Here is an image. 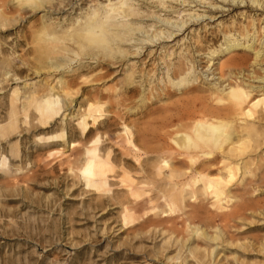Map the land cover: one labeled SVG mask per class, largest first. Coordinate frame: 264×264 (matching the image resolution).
Segmentation results:
<instances>
[{
  "label": "rangeland",
  "instance_id": "rangeland-1",
  "mask_svg": "<svg viewBox=\"0 0 264 264\" xmlns=\"http://www.w3.org/2000/svg\"><path fill=\"white\" fill-rule=\"evenodd\" d=\"M198 1L172 0L174 4H170L169 0L165 6H173L172 10L152 0L134 2L138 4L139 14L132 17V24L141 28L130 33L132 40L153 35L163 28L158 20L177 22L181 15L187 20L189 12L201 15L199 21L189 24L184 32L198 29L191 32L196 45L185 43V58L194 63V67L202 68L201 71L195 70L198 77L196 89L181 92L180 88L176 90L170 86V90H161L162 94L153 88L140 98L137 88L136 94L131 91L128 76L121 68L122 60L105 56L103 50L88 44L72 31L77 14L49 12L42 16L44 11L40 6L25 10L18 0H0V121L6 120L8 95L13 89L21 91L29 82L37 87L44 81L53 84L54 77L62 78L65 89L74 97V114H85L91 104L100 107L97 116L93 113L95 121L92 117L80 124L79 120H67L64 139L53 138L60 130L59 120L44 129L31 122L24 126L21 121L18 134L10 136V141L18 140L19 143L20 152L16 159L11 156L7 141L0 138V264H196L200 252H194L192 257L186 255L184 258L183 254L179 259H173L175 246L162 244L163 237L152 227L144 225L136 233L131 228L120 232V198L116 187L106 185L103 188L112 192L100 195L98 192L103 188L86 186L91 179L82 174L86 167V158L82 154L93 139L99 138L102 144L98 149L102 155L110 147L106 141L115 138L123 125L129 127L141 148L149 152L155 147L149 138H166L163 137L166 132L180 125L175 114L179 107L185 106L187 98L197 96L201 103H211L204 76L210 78L213 69L224 74L247 69L264 71V48H260L264 42V7L255 10V5L250 7L248 1L247 6L243 3L241 7L221 4V0ZM259 1L264 4V0ZM83 7L86 8V3ZM182 10L184 12L179 14L178 11ZM83 11L85 13L88 9ZM50 34L56 40L47 39ZM233 39L238 43L250 40L246 47L229 48ZM252 43L262 54L257 62L253 60L256 50L248 49ZM65 47L75 50L76 54L69 56V64L52 71L50 60ZM181 47L183 51L184 46ZM120 48L129 52L134 49L125 41ZM150 49L144 48L145 53ZM212 51L215 55L210 54ZM94 55L97 60L92 62L90 58ZM142 58L141 53L135 60L140 63ZM151 61L139 65V70L149 74L147 79L150 76L160 79L164 70L156 65L157 60L155 64ZM210 62L213 64L209 71H204ZM125 89L131 92H125ZM124 97L127 100L121 102ZM200 107L198 103L195 108ZM104 113L110 116L106 117ZM161 121L165 122V127L160 126ZM84 124L86 129H83ZM59 148H63L60 153L57 152ZM113 151L116 166L121 156ZM262 154L264 145L245 158L247 162L253 160L256 163L248 166L250 176L245 182L251 185L246 187L244 195L247 208L226 224L225 237L217 242L213 264H264ZM68 156L69 164L66 161ZM213 167L209 175H215L216 165ZM69 168H72V174L68 172ZM237 184L233 183L231 193H241V184ZM199 221L195 219L196 223ZM177 229L181 236H189L183 226L178 225ZM189 245L208 249L212 246L202 237L191 239Z\"/></svg>",
  "mask_w": 264,
  "mask_h": 264
},
{
  "label": "bare ground",
  "instance_id": "bare-ground-1",
  "mask_svg": "<svg viewBox=\"0 0 264 264\" xmlns=\"http://www.w3.org/2000/svg\"><path fill=\"white\" fill-rule=\"evenodd\" d=\"M18 1L25 10L42 7L44 11L42 16L49 12L77 14L72 31L88 41V44L103 50L105 56L113 60H122L121 68L128 76L133 88L131 91L136 94L137 88L140 98L147 90L153 88L160 93L161 90L171 87L176 90L180 88L181 92H184V89L189 91L196 89L198 77L195 70L201 71L202 68L198 69L197 65L194 67V63L185 58V43L196 45L197 41L191 32L198 29L189 30L186 34L184 32L189 24L198 22L201 15L189 12L187 20H183L182 15L177 22H171L169 19L158 20L163 28L156 30L153 35L132 40L129 37L130 33L141 28L140 26L135 28L132 24L136 18L134 16L139 14V7H136L138 4L134 2L141 0ZM152 1L165 9H173L171 5L165 6L169 0ZM194 1L197 3V0ZM247 1L251 3L250 7L255 5V10L264 7L259 0H227V2L221 0L220 3L241 7L243 3L247 6ZM85 3L86 8L83 7ZM169 3L172 4V0ZM198 3L203 2L199 0ZM85 9L88 11L84 13ZM181 12L184 11H178L179 14ZM165 28L171 30L164 31ZM177 37L179 38L176 40ZM47 39L54 41L56 37L50 34ZM69 40L73 39L69 38ZM249 40L238 43V40L233 39L228 47H246ZM124 41L134 47L131 52L120 48ZM255 42H253L254 46ZM253 43L248 49L256 50L253 60L257 62L262 54ZM262 44L264 42L261 43L260 48H264ZM181 46H184L183 51ZM144 48L151 49L145 53ZM141 53L144 58L139 63V60L135 59L141 56ZM156 53L158 56L154 58L153 55ZM214 53L215 51H212L210 54L215 55ZM75 54V50L66 47L58 50L57 55L54 54V59L50 60V69L60 70V66L70 63L69 56ZM96 60L95 55L90 58L92 62ZM150 60L153 61L152 64L157 60L156 65L162 66L164 72L161 78L159 76L160 79L152 76L147 79L149 74L139 70V65H144ZM56 61L59 63H55ZM212 64L210 62L204 71H209ZM258 71L261 74L253 69L224 74L213 69L210 78L208 75L204 76L208 82V99L211 103L207 101L201 103L202 100L197 96L187 98L185 101L187 107H179L175 114L180 125L177 129L166 132L163 135L166 138H149L155 145V147L152 145L154 148L149 152L141 148L138 139L126 125L117 131L115 138L106 141L110 147L102 155L98 149L99 144H102L99 138L93 139L84 148L82 157L86 158V167L82 169V174L91 179L86 186L95 189L106 185L116 187L120 198L118 201L122 224L120 232L131 228V231L136 233L146 225L163 237L162 244L170 243L175 246L176 255L173 259L177 260L183 254L184 258L186 255L192 257L194 252L198 251L200 254L196 256V264L214 263L217 254L216 245L220 238L225 237L226 224L247 208L244 195L247 193L246 187L251 184L245 181L250 176L248 166L256 163L253 160L247 162L245 158L264 145V71L261 69ZM64 86L62 78L54 77L53 84L44 81L37 87L35 83L29 82L21 91L15 88L10 92L6 120L0 121V138L9 144L13 158L16 159L20 150L18 140L10 141V136L18 134L21 121L24 126L31 122L44 129L59 120L60 130L53 138L64 139L67 120H79L78 124L85 123L89 117L96 120L93 113L96 116L100 113L99 105L91 104L92 107L89 106V111L85 114H74L72 111L74 97ZM131 91L125 89V92ZM122 100L126 101L127 98H122L121 102ZM198 103L201 107L197 110L195 107ZM104 115L110 116L109 113ZM164 125L165 122L161 121L160 126L165 127ZM83 129H86L85 124ZM62 149L59 148L57 152L60 153ZM113 150L121 156L116 166L113 163ZM68 158L66 161L69 164L70 156ZM214 164L216 173L209 175L208 172L214 168ZM68 172L72 174V168H69ZM237 182L241 184V193H231L233 183ZM110 192L112 191L103 188L98 193L103 195ZM195 219L201 222L196 223ZM178 225L186 228L188 237L180 235ZM199 237L212 245L210 249L189 245L191 239Z\"/></svg>",
  "mask_w": 264,
  "mask_h": 264
}]
</instances>
